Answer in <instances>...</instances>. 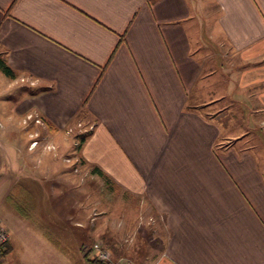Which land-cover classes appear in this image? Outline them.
<instances>
[{
  "label": "crops",
  "instance_id": "crops-1",
  "mask_svg": "<svg viewBox=\"0 0 264 264\" xmlns=\"http://www.w3.org/2000/svg\"><path fill=\"white\" fill-rule=\"evenodd\" d=\"M0 58L14 72L0 70V184L15 174L25 204L33 191L52 215L77 203L71 144L49 166L25 149L19 119L34 110L57 142L82 126L83 163L161 218L150 264H264V137H245L264 122V0H0ZM234 103L249 117L233 133Z\"/></svg>",
  "mask_w": 264,
  "mask_h": 264
},
{
  "label": "rangeland",
  "instance_id": "rangeland-1",
  "mask_svg": "<svg viewBox=\"0 0 264 264\" xmlns=\"http://www.w3.org/2000/svg\"><path fill=\"white\" fill-rule=\"evenodd\" d=\"M202 34L206 40L208 37L206 24ZM219 51L222 55L220 66L225 68L227 72L233 67V58L227 57L228 53H226L227 55L224 53L226 51L223 47H220ZM239 64L241 62L235 64L234 69L236 72L239 70L237 68ZM233 73L234 71L232 70L229 72L234 80ZM25 83L22 84V89L26 88L29 91ZM18 87L11 88L12 90L5 95L11 98L10 104L19 95L20 90H16ZM3 98L4 96L1 94L0 102L2 103L4 102ZM224 102L227 103L222 101L220 105H224ZM239 105L241 104L234 103L231 105L229 112H224L223 114H226L227 117L234 115V124L230 126L233 133L245 127L240 124L242 123L240 122V115L244 118L249 117L247 105ZM211 109L205 110V114L208 111H212ZM260 117L259 114L255 115L254 123ZM0 118L3 119V117ZM35 119L39 121L36 122ZM19 120V130L21 137L24 139L25 149L34 151L38 155L42 154L43 165L45 166L52 165V154L58 155L59 153L61 155L65 152H62L63 148L66 149L68 144H71L68 151L72 152L73 155L63 157V161L64 163H69L74 169L77 203L75 206H62L61 204L57 206L55 204L54 209L58 215H52L48 207L45 206L46 204H43L42 196H37L36 192L33 191L28 204H25L22 199L23 195L19 191H10V177L12 179H18V177L9 173L8 181H3L0 184V221L9 234V250L7 254L10 261L8 263L84 264L81 253L79 256L76 253L78 244L81 242L80 245H91L94 241H101L110 249L112 258H126L131 259L136 264H150L165 246L166 233L163 222L151 207L146 204L145 199L144 202H139V199L141 200L139 196L135 198L127 195L121 189L111 186L109 178L108 182L105 177L97 178L91 172L94 167L91 164L83 163L79 156V147L81 136L84 137L87 132H79L78 130L83 127L80 125L67 127L64 131L65 138L59 139L57 142V137L50 135L48 131L50 127L36 111H29ZM261 125H264V122L252 124V130L245 127L248 130L245 137H252L256 148L260 146V136L264 137V129ZM13 134L16 137V134ZM32 141H36L33 146H31ZM238 141L236 143L235 141L232 142L233 144L235 143V147H237ZM47 153H49V157L44 156ZM262 153L264 152H260L258 149L253 151L259 169L264 170ZM17 163L18 166L22 165V159H18ZM50 176L49 174L46 175V177ZM0 178H2V174ZM101 181L108 183L109 188L105 193L102 189ZM50 182L48 186H53V180ZM52 192V188L49 187L48 193L54 196ZM5 194H9V196L6 200H3ZM34 194H36L35 197ZM51 198L52 196H50V200ZM54 202L56 203L55 198ZM73 225L75 228H73Z\"/></svg>",
  "mask_w": 264,
  "mask_h": 264
},
{
  "label": "built area",
  "instance_id": "built-area-1",
  "mask_svg": "<svg viewBox=\"0 0 264 264\" xmlns=\"http://www.w3.org/2000/svg\"><path fill=\"white\" fill-rule=\"evenodd\" d=\"M38 122V119H35ZM36 144V141H32L31 146ZM9 241V234L6 228L0 221V264H10L7 260V245ZM89 257L98 264H136L131 259H117L113 260L110 249L101 241H94L90 245Z\"/></svg>",
  "mask_w": 264,
  "mask_h": 264
},
{
  "label": "trees",
  "instance_id": "trees-1",
  "mask_svg": "<svg viewBox=\"0 0 264 264\" xmlns=\"http://www.w3.org/2000/svg\"><path fill=\"white\" fill-rule=\"evenodd\" d=\"M0 70L6 76L14 77V72L9 68V66L6 65L4 60H2L1 58H0ZM92 171L98 173L99 175H103L101 170L98 169L97 167H94L92 169ZM80 251H81V257L84 260V264H98V262L94 261L93 259H91L89 257V255H90V245L82 244L81 247H80ZM105 264H109V263H105Z\"/></svg>",
  "mask_w": 264,
  "mask_h": 264
}]
</instances>
